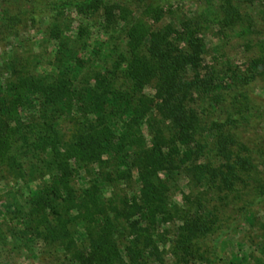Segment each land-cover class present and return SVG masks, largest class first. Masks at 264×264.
I'll return each instance as SVG.
<instances>
[{
    "label": "trees",
    "instance_id": "1",
    "mask_svg": "<svg viewBox=\"0 0 264 264\" xmlns=\"http://www.w3.org/2000/svg\"><path fill=\"white\" fill-rule=\"evenodd\" d=\"M129 3L147 21L138 16L128 21L105 67L82 71V58L74 50L63 55L57 46L60 55L47 85L18 76L6 85L8 95L0 93V138L7 142L16 127L13 111L33 106L38 131L30 141L23 132L15 140L47 148L51 159V178L31 191V210L1 216L0 241L2 226L12 234L20 230L34 244H53L66 264H199L196 250L208 241L213 258L203 264H213V243L228 232L227 220L217 224L211 209L200 214L201 202L188 215L190 202L179 209L167 194L180 175L219 200L234 191L242 202L239 210L253 198L264 201L263 185L247 198L234 187L252 165V152L237 135L254 111L242 86L253 70L264 72V56L251 59L240 74L214 73L203 59L204 26H231L240 18L236 9L217 2L219 9L213 10L203 0L196 12L150 28L148 22L165 17L166 0H0V39L14 36L37 14L98 7L123 14ZM58 34L57 27L49 29L50 39L57 41ZM146 85L153 88L150 101L143 93ZM195 101L198 106H191ZM71 159L95 166L87 188L76 190L68 183ZM130 179L134 185L125 199L101 192ZM45 210L53 219L32 225L31 215L45 219ZM175 214L176 226L171 223ZM11 221L22 229L15 231Z\"/></svg>",
    "mask_w": 264,
    "mask_h": 264
},
{
    "label": "rangeland",
    "instance_id": "2",
    "mask_svg": "<svg viewBox=\"0 0 264 264\" xmlns=\"http://www.w3.org/2000/svg\"><path fill=\"white\" fill-rule=\"evenodd\" d=\"M194 1L188 3L186 0H166L163 6L165 17L158 22H148L149 27L167 23L171 17L196 12L203 0ZM209 2L213 10L219 9L216 6L217 2L218 4L221 2L220 8L221 5L227 7L228 2L236 9L240 18L235 19L231 26L222 27L213 22L204 26L202 32L206 47L204 62L209 64L214 73L231 74L232 71L245 73L251 59L264 56V0L217 2L209 0ZM137 16L147 21L132 3L124 7L123 14L118 12V8L106 13L104 9L98 7L81 13L64 11L59 14L35 15L31 20L21 24L14 36L0 39V93L7 94L6 85L16 80L18 76L26 77L27 80L39 78L41 88L47 85L54 73L55 58L60 55L57 46L59 49L63 48V55L66 50H74L83 60L82 71L89 66L105 67L111 62L115 54L114 49L121 45L128 21L132 22ZM55 27L59 33L57 41L48 36L49 29ZM78 32L81 34L77 37ZM251 75L242 88L250 99L254 111L248 123L237 131L239 141L252 152L249 173L247 176L242 175V184L236 182L234 186L240 190L237 191L243 193L242 198L254 196L255 192L264 188L260 187L264 186V72L256 73L253 70ZM143 93L150 101L153 94L152 86L143 87ZM198 104L195 101L190 105ZM32 107L29 110L19 108L13 111L16 127L9 131L7 142L3 141V137L0 138V219L13 209L24 214L29 212L31 191L41 184V181L51 178V169L47 167L51 160L47 148L41 146L33 148L30 142L22 143L15 140L17 133L23 132L30 141L28 138L33 137L34 130L38 131L39 120L35 108ZM68 166L70 169L68 183L72 188L81 190L92 183L95 166L73 159L68 162ZM177 178L178 183L171 186L167 195L179 209H185V202H190V210H186L188 215H192L197 203L201 202L200 214L211 209L218 219L217 224L225 220L220 224L223 226L226 220L228 222L223 226L227 225L228 232L213 243L215 256L213 264H264V201L256 202L253 198L245 211L239 210L238 206L242 202L238 201L234 191L219 200L210 197L209 192L202 193L180 175ZM133 185L130 179L116 187H107L101 192L105 198L114 195L123 198L124 195L127 197L130 193L128 189ZM237 210L243 214L237 216L235 213ZM45 212V219L38 214L37 217L31 215V224L41 227L47 220L51 221L54 215L50 210ZM171 223L174 226L179 224L177 214L172 216ZM14 224L15 231L18 228L22 229L21 224L16 222ZM166 228L171 229L170 226ZM6 229L5 226L1 227V235L4 238L0 241V264H66L62 253L51 248L54 247L53 244L50 246L46 243L40 244L38 241L34 244L32 237L21 236L20 230L12 234ZM205 243L207 244L199 245L195 253L194 259L199 264L206 263L207 258H213L208 253L209 242Z\"/></svg>",
    "mask_w": 264,
    "mask_h": 264
}]
</instances>
